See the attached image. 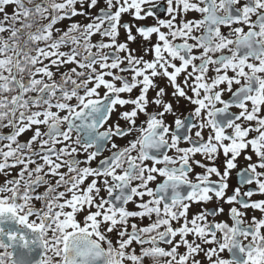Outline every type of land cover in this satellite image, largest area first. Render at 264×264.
<instances>
[{"label": "snow or ice", "instance_id": "obj_1", "mask_svg": "<svg viewBox=\"0 0 264 264\" xmlns=\"http://www.w3.org/2000/svg\"><path fill=\"white\" fill-rule=\"evenodd\" d=\"M0 264H264V0H0Z\"/></svg>", "mask_w": 264, "mask_h": 264}]
</instances>
